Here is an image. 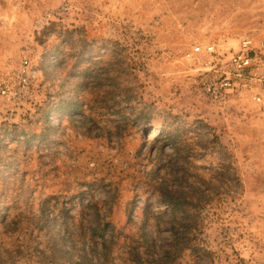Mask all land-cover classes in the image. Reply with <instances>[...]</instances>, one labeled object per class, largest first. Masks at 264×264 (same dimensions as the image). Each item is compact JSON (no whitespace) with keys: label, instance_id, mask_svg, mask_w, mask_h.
Listing matches in <instances>:
<instances>
[{"label":"rangeland","instance_id":"obj_1","mask_svg":"<svg viewBox=\"0 0 264 264\" xmlns=\"http://www.w3.org/2000/svg\"><path fill=\"white\" fill-rule=\"evenodd\" d=\"M244 38L262 80L211 100ZM96 222L116 264H264V0H0V264Z\"/></svg>","mask_w":264,"mask_h":264},{"label":"built area","instance_id":"obj_2","mask_svg":"<svg viewBox=\"0 0 264 264\" xmlns=\"http://www.w3.org/2000/svg\"><path fill=\"white\" fill-rule=\"evenodd\" d=\"M204 49L211 50L209 46H205ZM256 49L257 45L252 39L244 38L240 41L238 49L232 52L226 60L219 59L221 62L215 63L218 68L214 70V78L205 82L204 85L206 95L211 100L222 101L229 96L240 93L247 84L262 80V73L257 74V76L255 73L261 68V61ZM23 64L26 65L27 61H24ZM1 94H7V90L1 89ZM251 98L259 101L260 95L258 92H254Z\"/></svg>","mask_w":264,"mask_h":264},{"label":"trees","instance_id":"obj_3","mask_svg":"<svg viewBox=\"0 0 264 264\" xmlns=\"http://www.w3.org/2000/svg\"><path fill=\"white\" fill-rule=\"evenodd\" d=\"M102 225V226H100ZM110 225V222H105L103 224H100L99 222H96L94 224V226H92L91 228V232L89 235H85L83 237L80 236H74V238H72V244H74L76 246L80 245V259H79V263L77 262V264H116L115 262H113V257H112V245L116 244V242L118 241V237L116 235H114L113 232H110L107 236L100 234V236H98V240L97 238L93 237V232L101 227L102 229H106L108 228ZM111 229L113 230V227L111 226ZM174 230V229H173ZM174 237L173 239L176 240L177 237V232L176 230L173 231ZM71 238V237H70ZM69 239V237H68ZM90 239V240H89ZM89 241V242H88ZM90 243L89 247L87 245ZM98 242H100V245L102 247V249H104V252L100 255H96L93 254L96 246H98ZM173 245L171 244V247ZM172 248H169L167 250L164 251V257L166 255H168L170 253ZM123 254L127 253V251L122 252ZM136 258V261L132 260L131 262L128 260V262L123 261L121 264H136V263H142L145 264V260L141 258V255L136 252L133 255ZM122 259V258H121ZM157 264H162V257L157 258ZM127 261V260H126ZM71 264H76V262L74 263V261L71 262Z\"/></svg>","mask_w":264,"mask_h":264},{"label":"bare ground","instance_id":"obj_4","mask_svg":"<svg viewBox=\"0 0 264 264\" xmlns=\"http://www.w3.org/2000/svg\"><path fill=\"white\" fill-rule=\"evenodd\" d=\"M156 131V130H155ZM155 131H153V133H155Z\"/></svg>","mask_w":264,"mask_h":264}]
</instances>
